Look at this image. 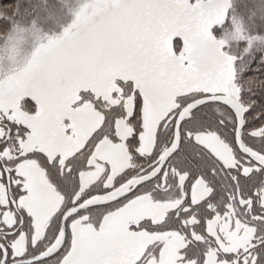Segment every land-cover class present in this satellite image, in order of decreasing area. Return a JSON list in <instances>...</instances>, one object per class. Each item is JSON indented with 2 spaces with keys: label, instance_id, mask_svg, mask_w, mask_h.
<instances>
[{
  "label": "snow or ice",
  "instance_id": "6c2138e0",
  "mask_svg": "<svg viewBox=\"0 0 264 264\" xmlns=\"http://www.w3.org/2000/svg\"><path fill=\"white\" fill-rule=\"evenodd\" d=\"M0 264H264V0H0Z\"/></svg>",
  "mask_w": 264,
  "mask_h": 264
}]
</instances>
